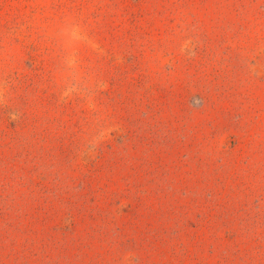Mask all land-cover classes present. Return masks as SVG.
<instances>
[{
  "label": "rangeland",
  "instance_id": "374dc122",
  "mask_svg": "<svg viewBox=\"0 0 264 264\" xmlns=\"http://www.w3.org/2000/svg\"><path fill=\"white\" fill-rule=\"evenodd\" d=\"M0 264H264V0H0Z\"/></svg>",
  "mask_w": 264,
  "mask_h": 264
}]
</instances>
